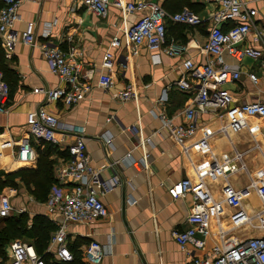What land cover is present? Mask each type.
<instances>
[{
  "label": "crops",
  "instance_id": "0c3cea01",
  "mask_svg": "<svg viewBox=\"0 0 264 264\" xmlns=\"http://www.w3.org/2000/svg\"><path fill=\"white\" fill-rule=\"evenodd\" d=\"M193 1L198 3L195 8L185 7L201 18L200 24L171 20L167 23L168 42L177 46L174 56L159 52L154 57L146 47L130 56L124 38L119 47L111 49L116 63L112 73L113 87L109 89L98 85L100 64L113 36L120 34L124 25L120 9L113 5L102 17L88 11L82 0H26L12 31L20 35L27 23L33 22L38 44L27 45L19 39L11 50L6 51L1 46L4 62L12 71L6 73L7 80L14 91L9 100V112L0 113L3 134L0 137V171L16 173L37 167L44 143L34 144L35 160L23 165L14 160L15 143L29 134V111L44 105L61 122L85 127L91 164L101 170L104 181L109 182L116 173L121 177L122 183L102 197L109 209L108 216L87 224L68 223L69 248L82 253L81 264H86L83 250L90 240L98 241L109 251L103 264H187L193 254L209 252L222 241L220 229L228 231L227 236L239 239L264 235V202L253 186L264 178V119L249 116L245 127L234 130L230 126L236 115L232 107L264 101V70L259 61L245 57L238 62L227 57V62L240 63L241 67L239 80L225 84L233 95L231 108L198 113L197 133L184 147L175 143L159 116L166 111L175 123L182 121L180 111L194 95L174 85L184 72L182 62L186 58L197 62L209 58L203 45L212 27L216 5ZM244 1L257 9L255 23L264 28V1ZM136 18L137 15L131 14L127 21L131 23ZM46 32H49L47 37L64 51L70 46L78 47L81 53L78 60L93 87L81 102L71 107L62 100L47 102L42 93L34 92L35 88L62 85L51 72L39 46L47 39ZM250 72L257 75V81L249 78ZM127 87L138 92L137 103L116 98V93ZM138 114L142 135L130 130L137 124ZM73 139L70 133L56 135L53 143L63 152V158L67 157L66 148ZM145 151L149 154V168L134 166L132 160H140ZM62 157L51 156L55 178ZM187 178L192 181V191L183 197H173L170 189ZM16 183L19 199L24 202L18 205L14 196L13 205H18L19 211L24 208L21 213H31V217H47L57 229L63 217L50 212L46 205L51 191L59 186L57 178L47 199L35 207L28 206L26 201L35 197L20 177H16ZM5 189L10 191L11 186ZM195 194L201 195L209 206L211 222L205 251H194L190 247L191 254L180 248L172 232L186 227ZM242 215H249L251 220L236 226L235 223L243 220ZM248 229L260 233L242 237L241 233ZM80 240L84 243L77 247L76 242ZM45 253L56 260L47 249Z\"/></svg>",
  "mask_w": 264,
  "mask_h": 264
},
{
  "label": "built area",
  "instance_id": "2783aa9c",
  "mask_svg": "<svg viewBox=\"0 0 264 264\" xmlns=\"http://www.w3.org/2000/svg\"><path fill=\"white\" fill-rule=\"evenodd\" d=\"M26 0H2L0 7V44L6 50H11L20 39L27 45L38 44L35 24L29 22L26 28L18 35L13 32V26L20 19V8ZM214 3L216 8L212 14V27L203 45V50L209 57L205 62H197L186 58L182 62L183 74L174 82L176 88L194 92L190 103L180 111L182 121L175 123L166 111L159 113L164 127L168 128L177 145L184 147L189 139L197 133L196 116L198 113H207L229 109L233 103L232 93L225 88V84L239 80L241 76L240 63L227 62L231 57L238 62L245 57L257 60L264 70V28L255 23L257 9L244 0H202ZM264 1V0H259ZM85 8L98 16L105 17L109 6L113 5L122 13L123 28L120 34H115L110 42V47L105 52L100 64L98 85L109 89L113 87V70L115 57L113 47H119L124 38L130 56L139 54L141 47H146L154 57L159 52L174 56L177 46L167 39V23L173 22L197 25L201 18L191 9L185 7L175 13L167 12L155 0H82ZM135 14L137 18L129 23V15ZM229 27H225L227 24ZM39 46L44 57L50 64L51 72L62 83L58 87L35 88L34 92L42 93L45 101L54 102L62 100L67 107L81 102L93 89L83 72L82 63L78 60L80 50L70 46L64 51L54 44L47 36ZM129 57V55H128ZM127 64V63H126ZM249 78L257 81V75L249 73ZM116 98L121 101L138 102V92L127 87L116 93ZM10 87L4 80L0 70V113L9 112ZM235 108L236 115L230 126L239 130L246 126V118L259 116L264 119V101L243 103ZM28 136L18 140L14 160L19 164H29L36 158L35 143L55 142L58 133L73 134V141L68 144L67 157H62L56 178L59 186L50 193L46 205L50 212L60 214L63 222L58 223V228L52 233L47 252L52 253L53 259L46 260L40 255L31 242L17 243L10 250L7 264H60L74 260V254L69 248L68 223H90L97 218L109 215V209L102 197L111 189L122 183L118 173L114 174L109 182L102 179L101 170L91 164L87 152V133L82 125L61 122L60 119L41 105L27 114ZM142 135L141 117L138 122L130 127ZM0 131V137H2ZM110 139L107 140L109 142ZM144 146V141L142 142ZM136 167L149 168V154L143 152L140 160H132ZM71 184V185H69ZM70 187H69V186ZM259 196L264 202V178L253 183ZM191 179H183L175 184L170 192L173 197H183L192 191ZM234 194V192L232 191ZM10 191L0 194V219L8 217L14 211ZM25 209L21 208L20 212ZM236 226L246 221L242 215ZM211 222L209 206L201 195L195 194V203L186 217V227L175 229L172 234L180 248L191 253V248L205 251ZM228 231L219 230L222 238L209 252L201 255L193 254L187 264H264V235L233 238L227 236ZM200 235V236H199ZM191 247V248H190ZM109 251L96 240H90L84 247L83 258L86 264H103L104 257Z\"/></svg>",
  "mask_w": 264,
  "mask_h": 264
},
{
  "label": "trees",
  "instance_id": "16d2710c",
  "mask_svg": "<svg viewBox=\"0 0 264 264\" xmlns=\"http://www.w3.org/2000/svg\"><path fill=\"white\" fill-rule=\"evenodd\" d=\"M158 1L163 8L169 13L180 11L185 6L195 8L198 3L193 0H155ZM3 5L0 0V7ZM192 8V9H193ZM227 24L225 27H229ZM0 70L3 73L4 80L8 83L6 73L10 74L12 71L4 62V52L0 45ZM10 87V97L13 94L14 86L8 83ZM43 149H40L38 164L35 169H21L16 173H4L0 171V191L9 186H18L16 177H20L28 188L29 192L35 199L44 202L47 199L51 187L56 182L53 176L54 160L51 159L53 154L63 156V152L53 142H43ZM3 175L5 178L3 179ZM30 220V221H29ZM56 230V226L47 217L43 215H36L30 217L28 213H20L19 216L12 215L0 219V257L5 254V247L8 242L18 236L29 238L40 255L46 260H51L50 255L45 251L51 240L52 233ZM83 241L76 242V246H80ZM72 249V248H71ZM74 260L67 262V264H81V254L79 251L73 249ZM62 262L60 264H65Z\"/></svg>",
  "mask_w": 264,
  "mask_h": 264
},
{
  "label": "rangeland",
  "instance_id": "374dc122",
  "mask_svg": "<svg viewBox=\"0 0 264 264\" xmlns=\"http://www.w3.org/2000/svg\"><path fill=\"white\" fill-rule=\"evenodd\" d=\"M253 125H256V123H253ZM5 178V175H3V179ZM7 188V187H6ZM4 191H7V189H2L1 191H0V194L2 193V192H4ZM19 190H18V187H16V186H11V194H10V197H11V199H13L14 198V196L16 197L14 200L16 201L17 200V204L19 205V204H21V203H23L24 202V200H22V198L21 199H19ZM27 202V204H28V206H32V207H35V205H39V204H41L42 202L41 201H39V200H37V199H35V198H33V199H29V200H27L26 201ZM14 204V203H13ZM18 205H16V207H15V205H14V211L12 212V216L13 217H17V216H19L20 215V211H19V207H17ZM30 217H31V213H29L28 214ZM245 217L247 218L246 219V221H248V220H251V217L249 216V215H245ZM30 221V220H29ZM257 234V233H260V231H257V230H253V229H248V230H245V231H243L242 233H241V236L242 237H245V236H248V235H253V234ZM25 241H27V242H30L31 240L29 239V238H26V237H24V236H18V237H16V238H13V239H11L9 242H8V244L6 245V247H5V254H4V256H1L0 257V264H7L8 263V261H9V257H10V250H11V248H12V246L13 245H15V244H17V243H22V242H25Z\"/></svg>",
  "mask_w": 264,
  "mask_h": 264
}]
</instances>
